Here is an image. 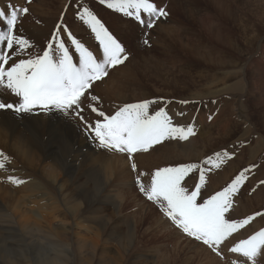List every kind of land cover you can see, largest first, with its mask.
I'll list each match as a JSON object with an SVG mask.
<instances>
[{
    "label": "rangeland",
    "instance_id": "374dc122",
    "mask_svg": "<svg viewBox=\"0 0 264 264\" xmlns=\"http://www.w3.org/2000/svg\"><path fill=\"white\" fill-rule=\"evenodd\" d=\"M37 1L38 0H31L30 3H25V0H23L22 2L14 1L16 3L14 5L21 6L22 3V5L29 8V13L27 15H23L20 22L24 21L32 25L37 24L41 27H43V25H47V23L43 19H41L33 10H30V6H33ZM84 1L81 2V0H76L73 2L71 0V4L66 3L56 23L53 26H50L51 30H55L56 27L61 28V38L66 39V46H69L68 41L70 40L67 36V33L69 31L77 39H80L86 47L89 48L87 43L98 46V42L95 40L94 34L91 33L87 25L79 20V16L77 15V12L82 10L79 6L83 5L84 7L92 8L90 10L93 11L95 15H97V17L101 20L102 23L105 24L108 30L122 43V45H124L128 55L130 52L137 53V43H139L141 47L148 49L149 52L151 51V47L154 45L152 44L153 40L151 39V35L152 33L156 34L158 32L157 34H159L160 32L159 30H157V21L155 23V27L152 29H145L142 26V28L146 30L145 35L143 36L140 33L141 27L136 28L129 23L128 26H130V31L124 28L126 21L122 20L123 16H125L123 13H117V11L109 9L107 7V4L100 3V0ZM204 1H206L207 3H211L210 6H214V10L217 9L213 0ZM153 2L157 5V7L163 8L165 11H169L170 13H172L176 9L174 1H170L171 4L169 5L167 10L165 9L164 0H153ZM232 2H237L234 9L232 10L234 19L232 21H229L226 25L219 24L217 21H215L214 23H218L217 26L216 24L214 25L212 21L211 8L207 11L203 10L199 14H194L192 16L186 11L187 7H184L185 14L182 13L183 16L180 15L181 20H183V22L185 23L182 24V28L184 27L186 31V33L184 34V36L186 37L183 39V42H185L186 44H192L191 42L193 41V39L191 38L194 37L198 40L199 44V53L196 58L193 56V54L195 53L187 51L186 58L192 60L194 63L188 65H184L183 63L182 65L176 64L175 66H179V69H176V71H174L168 66L162 67V65L157 62V53H149L148 51H146V54L143 55L146 60V64H149L148 66H153L157 69L160 68L157 67L158 63L162 67L163 73H166V69H171L173 71L172 76L175 74L176 79H178L180 83V87L174 86L176 85L175 83L174 85L172 84L173 86L171 85L165 87V81H167V77L163 79L155 78V80L147 81V83L150 84L148 86V90L153 96H155L154 98L160 99L162 102L164 99L165 101H167L168 99L173 100L176 106H182L183 110L187 112V119L190 115H192L191 112L196 110L194 111V113L196 112V114L193 119H196L197 121L194 122V125L193 122L188 125H196V134L190 137L187 141L190 142V144H195V142H198L199 144L201 143L199 146L201 151V159L197 162L195 159H192L193 152L191 151L188 153L179 152L181 154L177 153L173 154L172 156L170 155V158H168L167 160L166 158L156 160L154 162V169L149 173L143 172L142 175L141 173L136 172L138 171L136 165V168L133 169V171L136 172H134L135 179L131 182L132 193L134 196L136 194V196L134 198L130 197V200L134 199L133 202L137 200L138 201L133 204V207L131 206L132 208L124 207L121 211V214H118L117 210L118 206H120L121 203L122 205H124V203L126 202L125 200L121 201V197L123 196V194H120V191L122 189L123 183H119L117 176L113 174V169V172L111 171L110 174L104 173L106 172L105 168L103 170L90 171L92 173V177L86 180V192H88V198H86V200L78 198L74 203H65L63 202L65 201L64 198L55 197V194L60 193V191H58L60 187H57V190L52 189L51 186L42 188L39 190L37 197L40 198L38 199V205H40L41 207L40 211L43 212L42 209H44V212L42 213L43 215L45 214L44 216H42L44 220V222H42V224L44 223V228L49 229V222H51V220H48V218L51 217L50 215H48V212L50 211V209H55L54 207L56 205V210H58V212H56L55 214L58 215V217L54 220V224L60 226L61 223L64 222V220H72L75 223H73L75 229L77 228L76 230L80 231L79 238L81 240L91 245H102L104 255L102 256L101 264H110L112 259L116 260V264H144V262L146 264H252V262L248 260V258L243 257L242 254L231 253L229 248L227 247L222 246V253L220 255H217L215 251L209 249L207 246H204L199 241H196L194 238L188 237L182 232V230L178 229L171 222V220L164 214L158 203H156L155 201H149L144 193L139 190L140 182H143L145 184V182L149 180L147 182L148 184L146 183L147 185L145 186H150L151 181L149 176H151L153 172L160 167L179 166L181 164L190 163L204 165L205 160H207L209 157H211L212 159H216V154L219 153L221 156V160L224 161L220 169H215L211 168V166L204 165L205 167L211 168V170L206 173V183L204 188L202 189L201 197L207 198L210 195L215 194L217 191H220L225 186L229 185L233 178L237 176L241 171L250 169L251 171L247 172L248 178L243 184L241 192L236 197H234L233 210L230 214L233 218H244L250 215H254L257 212L264 213V0H232ZM220 10L221 7L219 8V11ZM176 13L177 16H179L178 12ZM142 16H144L143 13ZM128 18L131 21H136L134 17ZM243 19H246L244 24ZM220 25L223 28H221ZM171 26L173 27V32L171 31V33H167V35L171 34L168 35L169 38L173 36V33L175 34L176 29H178L179 27L178 24H171ZM214 33H216L215 39L212 38ZM244 33H246V35ZM84 37H86L88 41H85ZM201 38L204 39V42L201 41ZM145 40H147V43H145ZM49 42H51V40L48 41L47 44ZM32 45L33 47L31 48V55L43 52L44 47L41 46V42H35ZM45 50H47V47L45 48ZM72 53L74 54V52ZM13 57L20 58V53L16 51ZM148 57H152V60ZM159 61L161 62L162 60L159 59ZM110 70L111 68L109 69V71ZM131 85L133 88H136V86H134L132 83ZM94 90L95 88L93 85V88L90 89L89 93H86V95H94ZM136 92L137 94H141L140 90H137ZM89 101L91 104L94 103V101ZM182 101H186L187 103H182ZM174 110L178 111L176 109L167 110L169 115L173 118L174 123L179 125L181 122H185L183 126H187V120L184 119L183 121H178V115L177 113L175 114L173 112ZM110 114L113 113L110 112ZM200 126L202 128H200ZM204 137L205 139H203ZM210 139L212 141H210ZM202 140H204V142ZM180 141V139H172L154 146L156 147V150H158L159 148L166 151H171V149L179 150V148H181L185 143L184 140H182L183 142ZM97 146L99 147V144ZM63 147L65 151H68L70 149L68 145H65ZM99 149L101 152V156H103V152L106 150H103L100 147ZM225 152L229 154L227 157L224 155ZM184 154L190 156L185 157ZM81 155H83V153ZM135 156L136 154L133 157L129 158L126 154L112 152V154L110 153L104 158H97V160L99 159L100 163V166L98 167H103L102 164L105 163L106 158L108 157V162L110 164L116 165L117 172L123 169V162H128L127 165H129V167L132 169L131 164L133 162L137 164V159L135 158ZM191 159L194 162H191ZM81 161L82 160L80 159V162L78 163L80 164ZM73 165L78 164L75 163ZM73 169L76 170L75 168ZM40 178L41 180L45 179L44 177ZM144 178L146 179L145 181ZM30 181L34 182L32 178L30 179ZM184 184L189 188V190H194V186L199 184V170H194L192 173H190L189 176L185 178ZM92 186L96 190L98 189V192L96 194L90 193ZM106 195L109 197H106ZM34 196L35 194H32L29 199H35ZM97 197H99L100 199ZM105 197L108 199L106 200ZM55 198L57 200H55ZM97 199H99V201ZM146 199L147 201H144ZM102 200H104V202ZM79 201H84L86 203L85 205L88 206V209H90L93 204L94 206L92 207V209H97L99 207L103 208H99L100 210L97 209V213L95 214L94 212H92V214H87L88 218H90L91 221H86L84 220L83 215L79 218V216H74L73 214L75 211L74 204H77ZM106 202L108 204H106ZM63 204H67L68 206L63 207ZM138 204L141 207L143 206V211ZM53 205L54 207H52ZM21 206L23 209H30V207H32L33 205L28 202V199L24 198L21 202ZM157 206L159 207L157 208ZM139 207L140 211L138 210ZM104 209L107 210L104 211ZM134 210H137L139 213L136 212L137 214L135 215V221H133L130 226H134L135 228V244L139 242L137 245H134L137 247L136 251L139 253H137L138 255H136L135 252H131L130 250V254H128L129 252L126 251L123 246H121V241L116 238L117 236L111 234L113 231H115L117 226L124 230V233L127 232V229H129V225L124 224L123 222L121 223V221H125V223H127L128 220H125L127 218L122 219V215H132ZM155 213L158 214V216ZM106 214H109L108 219H111L107 220V223L109 225H107L105 228L103 227V215ZM92 215L100 217L92 220ZM144 215L146 216L144 217ZM151 215L154 216L152 217ZM147 216L150 218L152 217L153 219L151 218L150 220V218H148ZM156 217L159 220H157ZM161 217H163V220L160 219ZM166 218H168V221L170 220L169 224ZM78 220L80 221L78 222ZM164 220H166L167 224L164 223ZM136 221L138 223H135ZM77 222L79 223V225ZM89 223H93V226L95 224L96 225L93 227L92 224L90 225ZM145 226H147L148 228ZM95 228H97V230H95ZM161 228H164L163 231L161 230ZM261 229H264V216H257V218L249 226H247L245 229H242L238 233H235L231 238H229L227 243L229 245H234L242 239L249 238L252 234H255V232ZM10 236L14 237L12 235ZM11 237L5 238L0 243L4 242V245L8 246L9 248L12 245L11 248H14V250L17 249V251H15L18 252L17 258H28L33 262L36 260L39 261L38 256L42 257V253L59 249L58 253H63L61 256H59L60 258H62L63 255L68 254L69 256H71V258H73V264H77L76 260L78 259L75 256H83L82 252L84 249H77L79 246L74 245V239L71 240L70 245L65 250L64 247H62L61 249L60 247H57L56 244L53 243L54 239L52 238V236L47 233L31 235L29 236V238L27 237L21 242H16L18 241V239H16L15 237ZM191 241L196 242L198 245L193 244ZM40 244L44 245L41 246ZM40 246L43 247V252L41 251ZM155 248H157V250ZM184 251H186L187 253ZM127 254L128 256L126 257ZM157 254L158 257L156 256ZM43 257H46V255L44 254ZM84 257H89L90 264H94L93 256H90V252H86ZM256 264H264V253L256 257Z\"/></svg>",
    "mask_w": 264,
    "mask_h": 264
},
{
    "label": "bare ground",
    "instance_id": "6f19581e",
    "mask_svg": "<svg viewBox=\"0 0 264 264\" xmlns=\"http://www.w3.org/2000/svg\"><path fill=\"white\" fill-rule=\"evenodd\" d=\"M14 1L22 2L23 0H0V9H4L5 12H8L9 10L8 5L16 4ZM72 1L74 2L76 0H72ZM83 1L84 0H81V2ZM88 1H92V0H88ZM170 1L171 2L174 1L176 5V9L173 12L171 11L172 13L167 11L168 16L166 18L162 17L159 20H157V23H156L157 30H159L160 32L159 34H157L158 32L157 33L155 32L156 34L152 33L151 39L153 40L152 44L154 45L151 47L150 52L157 53V58H158L157 62L160 63L162 67L168 66L172 70L176 71V69H179L178 68L179 66H175L176 64L182 65L183 63L184 65H188V64L194 63L192 60L186 58L187 51H191L192 53H195L193 54L195 58L199 53L198 52L199 44H198L197 39H195L194 37L191 38L193 39V41L191 42L192 44H186L185 42H183V39L186 37L184 36L186 31L184 27L182 28V24L184 22L183 20H181L180 15L183 16L182 13H184V7L185 8L187 7L186 11L190 13L192 16L194 14H199L203 10L207 11L211 8L213 23L217 21L219 24L226 25L229 21H232L234 19L232 10L234 9L237 2L233 3L234 1L232 2V0H213L217 8L214 10L213 9L214 6H210L211 3H207L204 0H170ZM170 1L164 0L165 2L164 5H165L166 10L171 4ZM66 3L71 4V0H38L33 6H30V10H33L41 19H43L47 23V25L45 26L43 25V27H41L37 24L32 25L24 21H21V22L19 21V24L21 25V27L19 28L20 33L23 34L25 38L29 39V43L31 45L35 42H41V46H43L45 50V48L47 47V42L51 40V37L53 36V34L56 32V29H57L56 27L55 30H51L50 26H53L56 23ZM21 6H24V5H22L21 3ZM220 7H221V10L219 11ZM176 12H178L179 16H177ZM144 16L146 18V14H144ZM71 17H72V14H71ZM122 20L127 22V24L125 22V26H124L125 29L130 31V26H128L130 23V25L135 26L136 28L141 27L140 33L143 36L145 35L146 30L142 28V25H140L138 22L134 20L131 21L128 17H125V16H123ZM245 20L243 19V24L245 23ZM171 24H178L179 27L178 29H176L175 34L173 33V36L169 38L168 35H171V34L167 35V33L168 32L171 33V31L173 30V27L171 26ZM215 24L216 23H214V25ZM220 27L223 28L221 25ZM6 28H7V25L3 21H0V30H6ZM244 34L246 35V33ZM84 38H85V41H88L86 37ZM212 38L213 39L216 38V33H214ZM201 41L204 42V39L201 38ZM68 44L69 46L68 45L67 46L69 47L70 51L74 52V48L71 46L70 41H68ZM87 44L89 46V50L94 51V55H97L98 57L102 56V52L98 51L99 46H95L91 43H87ZM136 46H137V53L130 52L129 59L123 65H118L116 68H111V70L109 71V75L107 77H105L101 82H96L94 84V88H95L94 95L98 97V100L94 101L93 104H91L90 101H87V103L97 107L100 110L105 111V113L107 114L108 113L110 114V112L114 114L115 111L118 110L119 107L123 106L126 103H139V102H143L144 100H149V99L160 100V99L154 98L155 96H153L149 92L148 86L150 84H148L147 81L155 80V78L163 79L167 77V81H165V87L171 86L172 84L174 85V83L176 84L174 86L176 87L179 86L180 84L179 80L176 79L175 74L172 76L173 71L171 69H166V73H163L162 67L157 62H156L158 65L157 67H160V68L156 69L153 66H148L149 64H146L145 62L146 60L143 56L144 54H146L145 52L148 51V49L141 47L139 43H137ZM3 50L8 51L6 49V46L4 47ZM15 52L16 51L12 53V56H14ZM29 54H31V49H30V52H25L23 55L20 53V58H26ZM39 54H42V52ZM73 55H74V60L78 58V54H75V52ZM20 58L13 57V59H15L16 62H19ZM149 59L152 60V57ZM159 59L162 61L160 62ZM130 82L134 86H136V88H133ZM137 90H140L142 95L140 93L137 94L136 92ZM0 98L5 99L7 102H15L16 100V98H14V96H10V94H8L6 90L3 92V95L0 96ZM163 101H165V99ZM167 101H169V103L167 104H164L162 102L161 104H158V105H152L149 109L150 113L153 112L154 109L158 110L159 107H166L167 110L176 109L178 111L174 110L173 112L175 114L177 113L179 122L185 119L188 122L187 126L191 124L192 122L194 125V122L197 121L196 119L195 120L193 119V117L196 114V112L194 113V111L196 110L192 111L191 112L192 115H190L189 118L187 119V114H186L187 112L183 110L182 106L180 105L176 106L173 100L168 99ZM181 113H183V115H181ZM85 116L89 123L95 122V119H96L95 113L86 111ZM184 123L185 122H181L179 125H183ZM200 128L202 127L200 126ZM205 137L203 139H205ZM202 141L204 142V140ZM210 141L212 140L210 139ZM198 144H199L198 142H195V144L193 143L190 144V142L185 141L184 145L181 148H179V150L171 149V151H168V150L166 151L163 149L161 150V148L156 150V147L153 146V148L150 149L148 153L136 154L135 158L137 159L136 165H137V170H138L136 172L141 173V175L143 172L149 173L154 169V162L156 160L161 159V158H166L167 160L168 158H170V155L172 156L173 154H177L179 152L181 153L182 152L188 153L190 151L193 152L192 159H195L197 162L198 160L201 159V151L199 147L201 143L199 145ZM65 145H68L70 147L68 151L64 150L63 146ZM97 145H98V142L94 140V133H91L89 129L87 128L86 124L83 121H81L77 116H75V114L72 113L71 111L65 114L62 110H52V111L44 112L41 109L36 108L31 113L16 115L11 110H0V153L3 154V156L0 157V159L3 160V163L5 165L4 168H0V242L7 237H11L10 235L18 239V241L16 242H21L23 239L27 237L29 238V236L31 235L47 233L52 236V238L54 239L53 243H55L57 247H60V249L64 247V249L66 250V248L70 245L72 239H74V245L79 246L77 249H80V248L84 249L82 252L83 254L82 257L75 256L78 259L76 260L77 264H90V258L84 257L86 252L88 253L90 252V256H93L94 264H101L102 256L104 255V250H103L102 245H91L81 240L79 238L80 231H77L76 230L77 228L75 229L74 227L75 223L72 220L68 221L65 218L66 220H64V222H62L60 226H57L54 224V220L57 219L58 217V215L55 214L56 212H58V210H56L57 209L56 205L55 207L54 205L52 206L55 209L51 210L49 208L50 211L48 212V215H50L51 217V218L47 217L48 220H51V222H49L50 223L49 229L44 228V223L42 224V222H44L42 216L45 215V214L44 215L42 214L44 212V209H42L43 212L40 211L41 207L40 205H38V199L40 198L37 197L40 189L51 186L52 189L54 190H57V187H60L58 190L60 191V193L55 194V197L64 198L65 201L63 202L65 203H68V202L74 203L75 201H77L78 198L86 200V198H88L87 197L88 192H86V189H87L86 180L92 177V173L90 171L103 170L105 168L106 169V172H104L105 174L106 173L110 174L113 169L114 171L113 174L117 176L119 183L121 184L123 183L122 189L120 191V194L121 193L123 194L122 196L123 198L121 197V201L125 200L126 202L124 203V205H122L121 203L120 206H118V210H117L118 214H121V211L123 210L124 207L125 208L131 207V206L133 207V204H135L138 201L137 200L133 202L134 200L133 198L136 196V194L135 196L133 195L132 186H131V182L135 179L134 175L136 172L133 171V168L131 169L129 165H127L128 164L127 160H126L127 163H124V162L122 163L123 169L117 172L116 165L110 164L108 162V157L106 158L105 163L102 164L103 167H98L100 166V163H99V159L97 160V158H100V157L104 158L110 153L112 154V152L104 151L103 156H101L100 149ZM82 153L83 155H81ZM184 155L185 157L190 156L187 154H184ZM80 159L82 161L79 164L78 162H80ZM192 159H191V162H194L192 161ZM75 163L78 165H73ZM73 168H75L76 170H74ZM9 177H15L17 179H21L24 181V183L21 185H16L9 180ZM40 177H44L45 179L41 180ZM105 177H108V176H105ZM149 177L151 181V176ZM31 178L33 179L34 182L30 181ZM145 180L146 179L144 178V181ZM148 181H146L144 185H147ZM191 181H192V177H191ZM97 190L92 186L90 193L96 194L98 192ZM32 194L33 195L35 194L34 196L35 199H29V197L32 196ZM137 196H138V193H137ZM106 197H109V196L106 195ZM130 197H133L132 198L133 200H130ZM24 198L28 199V202L31 205H33L32 207H30V209L22 208L21 202ZM99 199L97 200L99 201ZM107 199L108 198H106V200ZM55 200L57 199L55 198ZM102 201L104 202V200ZM144 201H147V199ZM85 204L86 203L84 201L83 202L79 201L77 204L75 203L74 204L75 211L73 214L74 216H79V218L80 216L83 215L84 220L91 221L90 218H88L87 214H92V212H94V214L97 213L96 210L99 209L100 207L97 209H92V207L94 206L93 204L90 207V209H88V206ZM106 204L108 203L106 202ZM67 206H68L67 204H63V207H67ZM140 207L138 208L139 211H140ZM142 207H141V210H142ZM158 207L159 206H157V208ZM134 208H135V205H134ZM106 210L107 209H104V211ZM136 212L138 211L134 210L132 215H129V214L122 215L123 216L122 219L127 218L125 220H128L127 223H125V221H121V223L123 222L124 224L129 225V229H127V232L125 231L126 233H124L123 232L124 230H122L120 227L117 226L115 231L112 230L113 232L111 234H113L114 236H117L116 238H118L121 241V246H123L126 249V251L129 252L128 254H130V251H131V252H135V254L138 255L139 253L136 251L137 247L134 245H137L139 242L135 244V237H134L135 228L134 226H130L132 222L135 221V215L137 214ZM108 215L109 214L103 215V219H104L103 227L105 228L107 225H109L107 223V220L111 219V218L108 219L109 218ZM156 215L158 216V214ZM145 216L146 215H144V217ZM97 217H100V216L92 215V220L96 219ZM160 219L163 220V217H161ZM166 219L168 221V218ZM157 220L159 219L157 218ZM79 221L80 220H78V222ZM164 221L163 222L167 224L166 220ZM169 221H168V224L170 223ZM135 223H138V222L136 221ZM89 224L90 225L92 224L93 226V223H89ZM163 229L161 228L162 231ZM95 230H97V228H95ZM14 237H11V238H14ZM191 242L195 245H198L194 241H191ZM11 246L9 248L8 246L4 245V242L0 243V258H1L0 264H73V258H71V256H69L68 254L63 255L62 258L59 257L63 254V253H58L59 249L42 253L43 255L45 254L46 257H43V255L42 257L38 256L39 261L36 260L33 262L29 260L28 258L26 259L17 258L18 252H15L17 251V249L14 250V248H11ZM41 246L40 248L42 251L43 247ZM155 249L157 250V248ZM178 251H177V254H178ZM14 253L16 254V256ZM128 254L126 255V257L128 256ZM156 256L158 257V254ZM110 264H116V260L112 259ZM144 264L146 263L144 262Z\"/></svg>",
    "mask_w": 264,
    "mask_h": 264
},
{
    "label": "snow or ice",
    "instance_id": "6c2138e0",
    "mask_svg": "<svg viewBox=\"0 0 264 264\" xmlns=\"http://www.w3.org/2000/svg\"><path fill=\"white\" fill-rule=\"evenodd\" d=\"M30 2L25 0V3ZM100 3L107 4L109 9L127 17H134L145 29L154 28L157 20L168 16V12L157 7L153 0H100ZM79 7L82 9L77 12L79 20L94 34L102 52L100 57L94 55L69 31L67 36L70 44L75 54H78L74 60L65 39L61 38V28L57 27L51 42L47 44V50L42 54H29L27 58H20L16 62L12 56L14 51L23 55L33 47L29 39L20 33L21 25L18 23L23 15L29 13V8L10 5L8 12L0 9V21L7 25L6 30H0V96L6 90L16 98L15 102L0 98V110H11L16 115L31 113L36 108L44 112L62 110L65 114L71 111L94 133V140L101 149L126 154L129 158L135 154L148 153L154 145L164 141H187L195 135V126L174 123L166 107H159L150 113V107L161 104V100L126 103L114 114H106L87 103L89 100H98L95 95H86L94 83L107 77L110 68L123 65L129 55L124 45L89 7ZM142 13L146 14V18ZM5 46L8 51L3 50ZM86 111L96 114L94 123L87 121ZM224 155L227 157L229 154L225 152ZM223 162L217 153L216 159L209 157L204 165L220 169ZM204 165L190 163L160 167L151 175L150 186L146 187L140 182L139 190L149 201L158 203L171 222L188 237L199 241L217 255L222 253L223 246L229 248L231 253H240L252 264H256V257L264 253V229L234 245L227 243L229 238L249 226L257 216H264V213L257 212L244 218H233L230 214L234 197L241 192L248 178L247 172L251 170L241 171L222 190L202 198L205 176L211 170ZM4 167L0 159V168ZM131 167L135 169L136 164L133 162ZM194 170H199V184L194 186V190H189L184 181ZM9 180L16 185L24 183L15 177H9Z\"/></svg>",
    "mask_w": 264,
    "mask_h": 264
}]
</instances>
